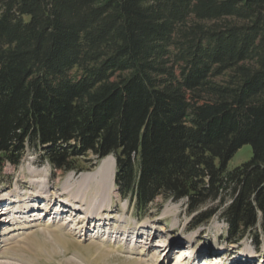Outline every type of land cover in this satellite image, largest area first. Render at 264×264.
Returning a JSON list of instances; mask_svg holds the SVG:
<instances>
[{
    "label": "trees",
    "instance_id": "16d2710c",
    "mask_svg": "<svg viewBox=\"0 0 264 264\" xmlns=\"http://www.w3.org/2000/svg\"><path fill=\"white\" fill-rule=\"evenodd\" d=\"M29 150L64 175L111 156L140 216L185 201L259 248L264 0H0V177Z\"/></svg>",
    "mask_w": 264,
    "mask_h": 264
},
{
    "label": "rangeland",
    "instance_id": "374dc122",
    "mask_svg": "<svg viewBox=\"0 0 264 264\" xmlns=\"http://www.w3.org/2000/svg\"><path fill=\"white\" fill-rule=\"evenodd\" d=\"M251 158L252 148L246 145L230 160L229 169H234ZM93 159L94 157H86L79 161L88 168ZM101 162L102 160L84 172L56 174L48 163H42L38 156L29 150L18 167H6L0 177V188L8 190L7 194L11 195L13 192L26 193L27 191L23 189L17 190L18 182L23 181L24 185L26 177L27 180L39 182L40 188H56L55 194L59 196L60 191L70 184L68 181L70 177L77 181L80 175L94 171ZM114 188L111 194V208L115 211L114 221L109 222L111 225L108 226L100 227L97 224L96 228L92 220L89 224H80L77 218L67 226L71 212H68L69 208L64 207L66 205H61L60 200L55 201L51 215L46 216L43 202L30 199L35 200L33 203L36 210L32 211L29 214L32 216L28 218L36 221L30 229L21 231L23 235L14 241L21 240L26 234L30 238L26 244H18L17 248H13L16 247L14 243L8 252L9 258H0V264H149L154 257L158 264H175L178 256H181L179 259L181 264H264V241L259 248H256L250 237L238 243L228 242L227 224L221 219L220 214L214 216L208 223L192 229L194 225L192 218L195 214L190 215L187 212L185 201H164L158 198L148 213L140 216L133 205L121 198L116 184ZM12 196L16 198V195ZM9 204L10 201H7L6 206L9 207ZM212 205L215 204L208 207ZM56 213L59 214L57 217ZM11 219V214L0 216V240L3 239L2 235L7 237L12 235L17 221ZM25 220L19 221L20 226L24 225ZM6 221H11L10 226L3 223ZM53 223L63 224V230L66 232L57 231L56 234H51V229H46L44 225ZM150 224H154L158 230L153 239L149 237L154 233L153 229H140L141 226ZM85 227L88 232L85 231ZM140 233H144L141 238L138 236ZM173 247H179L180 252L174 251ZM140 250L146 254L141 255ZM246 253L255 254L248 256ZM244 257H248L249 261L243 262Z\"/></svg>",
    "mask_w": 264,
    "mask_h": 264
},
{
    "label": "bare ground",
    "instance_id": "6f19581e",
    "mask_svg": "<svg viewBox=\"0 0 264 264\" xmlns=\"http://www.w3.org/2000/svg\"><path fill=\"white\" fill-rule=\"evenodd\" d=\"M115 171L116 164L114 158L111 156L107 157L102 160L101 164L94 171L80 175L77 178V181L79 180V182H77L76 179H72V177H70L68 180L70 184H67L65 188L60 191L59 196H56L55 194L56 188L47 189L43 185L41 186H43L44 188H40L39 182L27 180L26 177H24V185L22 184L23 181L18 182L17 190L23 189L27 192L22 194L13 192L12 195H16V198L13 197L11 193L7 194L8 190L0 188V216L11 214V221H17V224H15L16 226L14 225L15 229L13 230V233H11V236L7 237L5 235H2L3 239L0 240V258H9V256L7 255H9L8 252L9 250H11V247L14 245V243L16 247L13 248H17V245L20 243H27L28 239L30 238V236L27 234L22 237L21 240H17L19 243L14 240L23 235V233L21 234V231L30 229L32 224L36 221L29 220L28 218L32 216L29 214H31L32 211L36 210L33 203L35 202V200L43 202V206H45L46 216L51 215V210L55 206V201L60 200L61 205H66L64 207L69 208L70 210H68V212H71V219L68 220L67 226H69L75 218L79 219L80 224H89V222H91L92 220L93 224L95 225L94 228H96L97 224H99L100 227L102 225H111L109 224V222L111 223L112 221H114L113 214L115 212L111 208V194L115 189ZM33 175L35 174H31V176ZM30 199L35 200L30 201ZM7 201H10L9 207L6 206ZM55 215L59 214L56 213ZM22 219L26 220L24 221V225L20 226L19 221ZM11 221H6L3 223H7L8 226H10L9 224ZM105 221L107 222L106 224L103 223ZM44 226L46 227V229L50 228V233L53 235L56 234L57 231L66 232L63 230V224L59 225L53 223L52 225L45 224ZM144 228L154 230V233L152 235H149L151 239H153V237L157 235L156 233L158 230H156L154 224L140 227V229ZM8 229L9 228H7L6 231H8ZM85 231L88 232V229L86 228ZM142 235H144V233H140L138 236L141 238ZM128 238L129 235L126 236V240H128ZM135 244L137 245V243ZM2 248L4 249L1 251ZM151 249L152 247L149 248L150 251ZM178 251L180 252V250ZM182 252L183 251H181V253ZM140 254L144 256L146 252L140 250ZM246 254L249 256L255 253ZM180 257L181 256H178V258L175 260V264H181L179 261ZM155 258L156 257L152 258L151 260L149 259V264H158V261ZM248 261L249 258L244 257L243 262Z\"/></svg>",
    "mask_w": 264,
    "mask_h": 264
}]
</instances>
